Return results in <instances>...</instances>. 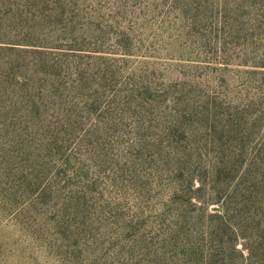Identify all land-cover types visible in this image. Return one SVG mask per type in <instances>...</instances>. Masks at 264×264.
Instances as JSON below:
<instances>
[{
    "label": "rangeland",
    "instance_id": "rangeland-1",
    "mask_svg": "<svg viewBox=\"0 0 264 264\" xmlns=\"http://www.w3.org/2000/svg\"><path fill=\"white\" fill-rule=\"evenodd\" d=\"M260 149L264 0H0V264H264Z\"/></svg>",
    "mask_w": 264,
    "mask_h": 264
},
{
    "label": "trees",
    "instance_id": "trees-1",
    "mask_svg": "<svg viewBox=\"0 0 264 264\" xmlns=\"http://www.w3.org/2000/svg\"><path fill=\"white\" fill-rule=\"evenodd\" d=\"M232 132V137L234 139H240L242 136L240 135V129L235 126ZM244 148V145L241 146L240 152L238 157L242 155V150ZM264 151L260 149L255 154V164L258 166L250 165L248 168L242 171V173L238 176L237 184H240L241 187H252L257 186L260 182L264 180V169H260L259 166L263 165L264 162L263 159ZM225 160L222 158L220 159V163L222 166L219 168H214L211 171V179L214 181L220 182V184L224 185L226 182L230 183L233 181L240 171L239 168L233 166L232 164L235 163V156H233L229 151L224 155ZM239 214V213H238ZM236 214V216L238 215ZM233 236L234 234L228 235V240L226 242V246L222 247L221 244H215L213 243L214 238H216V235H213L211 238V245L209 247V251L207 254V259L205 264H228L231 260V257L237 253L232 245L233 242Z\"/></svg>",
    "mask_w": 264,
    "mask_h": 264
}]
</instances>
